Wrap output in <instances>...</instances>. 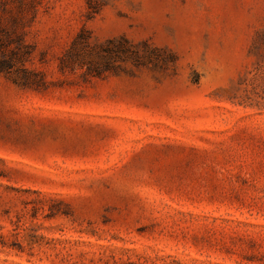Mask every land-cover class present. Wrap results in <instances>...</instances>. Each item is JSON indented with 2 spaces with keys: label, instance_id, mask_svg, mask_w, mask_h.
Returning <instances> with one entry per match:
<instances>
[{
  "label": "rangeland",
  "instance_id": "obj_1",
  "mask_svg": "<svg viewBox=\"0 0 264 264\" xmlns=\"http://www.w3.org/2000/svg\"><path fill=\"white\" fill-rule=\"evenodd\" d=\"M0 264H264V0H0Z\"/></svg>",
  "mask_w": 264,
  "mask_h": 264
}]
</instances>
